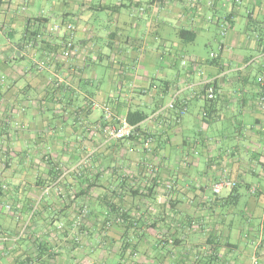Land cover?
Wrapping results in <instances>:
<instances>
[{
	"label": "crops",
	"instance_id": "1",
	"mask_svg": "<svg viewBox=\"0 0 264 264\" xmlns=\"http://www.w3.org/2000/svg\"><path fill=\"white\" fill-rule=\"evenodd\" d=\"M35 1L0 0L24 29L0 47V264H264V110L255 82L264 0H40L30 14ZM34 18L74 24L67 60L35 68L62 45L52 36L26 49L43 26ZM3 35L0 28V45ZM205 77L215 78L214 100L205 98ZM94 104L125 118L142 113L140 135L104 141ZM44 154L67 173L30 215L39 188L58 175ZM222 176L235 185L214 194Z\"/></svg>",
	"mask_w": 264,
	"mask_h": 264
},
{
	"label": "built area",
	"instance_id": "2",
	"mask_svg": "<svg viewBox=\"0 0 264 264\" xmlns=\"http://www.w3.org/2000/svg\"><path fill=\"white\" fill-rule=\"evenodd\" d=\"M235 3H238L239 0H234ZM224 32H222L223 34ZM28 34V33H27ZM30 34V33H29ZM28 34V36H29ZM33 36H30L29 38H32L31 40H28L25 42V48H32L34 45L43 42L45 40H49L52 36L59 37L61 39V51L59 54H53L48 53L44 57H42L40 60H37L35 62V68L37 70H42L46 68L50 62H54L58 56V58L61 61L67 60L71 53L74 50L75 47V26L72 22L68 21H62V22H55V23H45L43 26L39 29V31L32 34ZM217 57L216 53L210 52L209 58L215 59ZM258 59L261 60V70L258 73V75L255 78V82L258 87V96L256 98V105L264 110V44L261 46L260 53L258 55ZM253 61H249L245 63L244 65L252 64ZM199 75L203 74L201 70L197 71ZM5 83L4 76H0V84ZM201 86L205 94V98L207 100H214L216 98L217 94V87L215 84V78L214 77H205L201 81ZM96 106H100L103 110L102 114V122L100 123L99 128L101 129V132L104 135V141L107 140H127L131 139L135 136H139V130L137 128L136 124H131L127 121L125 117L118 116L112 112V110L106 105V104H94ZM173 101H171L167 107L173 108ZM182 113L184 111H181ZM15 128L20 127L22 128V125L18 123L17 121L14 122ZM261 129L264 131V126L261 127ZM142 142H141V148L144 152L150 153L152 150L153 145V136L150 134H143L141 135ZM1 144V143H0ZM93 152V149H90L87 151L84 156L79 160V162L76 164V167H79L80 165L84 164L88 158H90L91 153ZM43 160L48 164V166L57 171L58 175L57 177L49 182L48 184H45L39 188L38 195L31 207L30 215L36 212V210L39 207L40 201L44 198V196L48 195L51 190L55 192L58 191V186L60 181H62L63 177L66 175L67 170L63 168L60 164H57L55 161L50 159V157L46 154L43 155ZM0 161H4V159L1 157ZM235 185L234 181L228 179L225 176H222L219 180L213 183L212 185V192L214 194H218L220 190L223 187H233ZM1 190L5 191L7 189L6 183L0 184ZM4 210L6 212H9L12 210V206L9 203H4ZM85 213H87V209L83 207L80 210V216H83ZM27 223L24 224V226L20 229V232L18 236H13L10 238L11 241H16L20 234L25 229ZM167 242L169 244H173V239L169 238L167 239Z\"/></svg>",
	"mask_w": 264,
	"mask_h": 264
},
{
	"label": "rangeland",
	"instance_id": "3",
	"mask_svg": "<svg viewBox=\"0 0 264 264\" xmlns=\"http://www.w3.org/2000/svg\"><path fill=\"white\" fill-rule=\"evenodd\" d=\"M17 0H12V3H16ZM45 6V4H43L42 2L40 3V0H36L35 4L33 7H31L29 9V13L30 14H34L35 12H37L39 9L43 8ZM14 15V12H7V13H2L0 11V28H3L4 30V35L2 38V43L0 45L3 46L6 42L7 39L9 38L12 42H17L18 39L20 38L21 34L23 33V25H21L20 23H13L11 24L10 22V17Z\"/></svg>",
	"mask_w": 264,
	"mask_h": 264
},
{
	"label": "trees",
	"instance_id": "4",
	"mask_svg": "<svg viewBox=\"0 0 264 264\" xmlns=\"http://www.w3.org/2000/svg\"><path fill=\"white\" fill-rule=\"evenodd\" d=\"M33 20L35 22L42 21V25L46 23V19H44V18L43 19L34 18ZM27 33H28V30H26L25 35ZM179 35L181 38H183L186 41L193 40V38H194V33L190 32V31H186V30H180ZM143 118H144V115L142 113H139V112H130L126 116L127 121L131 124H137V122L141 121ZM178 240H179L178 237L173 239V243L175 244Z\"/></svg>",
	"mask_w": 264,
	"mask_h": 264
}]
</instances>
